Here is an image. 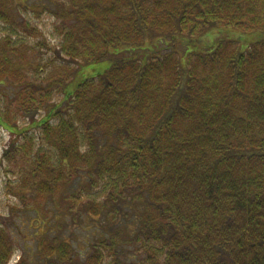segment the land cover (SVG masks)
Segmentation results:
<instances>
[{"label":"trees","instance_id":"1","mask_svg":"<svg viewBox=\"0 0 264 264\" xmlns=\"http://www.w3.org/2000/svg\"><path fill=\"white\" fill-rule=\"evenodd\" d=\"M60 9L55 56L110 65L49 109L66 80L29 82L21 48L9 34L0 43V81L20 87L14 113L37 130L3 128L14 197L26 199L36 230L44 210L53 223L16 264H77L69 242L45 237L76 208L107 220V239L82 264L107 259L101 251L111 264H264V0H66ZM223 27L257 39L198 50ZM15 243L0 223V264Z\"/></svg>","mask_w":264,"mask_h":264},{"label":"rangeland","instance_id":"2","mask_svg":"<svg viewBox=\"0 0 264 264\" xmlns=\"http://www.w3.org/2000/svg\"><path fill=\"white\" fill-rule=\"evenodd\" d=\"M65 2L66 0H10L9 2L0 0V11L6 18L9 16L11 19V21L7 20V22L0 21V43L4 40V37L7 36L6 34H9L12 36L9 47H14V49L21 48V51H23L26 56L27 63H24L20 69L24 72V76L27 77V80L29 82H35L37 80L43 81L46 80L49 75L55 79L66 80L67 86L66 84L64 85V88L66 86V91L57 92L59 94L56 93L53 96V99H51L52 103H50L48 107L49 109L54 105L58 107L63 106V102L66 99L63 96L64 93L66 96V93L70 94L74 92L77 85L86 79L93 78L101 72L106 71L110 65L108 60L88 64L84 61L73 62L67 59L61 60L55 56L54 51L62 52L60 44L61 35H59L62 28L58 25L62 22L57 19V16H59V11H61V4H65ZM44 8H46V10H44ZM17 23L19 25L23 24V30L19 28V25H15ZM256 39V34L245 35L234 29L223 27L214 30L210 36L203 38L201 44L197 45V48L205 52L212 43L215 44L221 40L233 41L239 45L240 48H245L256 41ZM18 60L19 59L14 61L12 68L18 65L16 64V61L19 62ZM29 62L33 67L28 66ZM61 62H65L67 67H60L61 65L59 64H61ZM39 69L45 71L38 73ZM19 88V86L16 87L7 82L0 81V113L3 114L4 117L9 118V121L15 122V126L17 127L13 129L8 127L10 125L4 123V121H0V223L3 222L7 225V228L12 232V236L16 242L15 252L9 264H16L21 253L26 248L30 249L36 245L39 238L38 235L43 232L45 227L49 228L47 225L53 224L51 222L52 219L44 210L42 219L44 229H40V231L39 229L36 230L38 225L30 224V217L32 216V211H28L30 206L26 205L27 209H25L26 207L23 205V203H26V199L22 202L17 197H14V195L20 193L18 187L19 181H17L15 177L17 173L16 169L12 166L13 164L4 157L6 147L11 140V135L3 128L6 127L17 133L26 130L30 131V128H35L34 124L16 116L14 113V101L20 93ZM45 113L42 112L37 115L36 120L45 116ZM30 134L37 137V130H31L30 133L28 132L29 136ZM21 140H23V138L19 140V144H21ZM15 184L16 186H14ZM87 189L88 191L86 189H81L80 191L83 193L88 192L91 194L89 196L97 198L93 188L90 189L87 187ZM11 190H14L15 193H10ZM99 201H102V199H99ZM88 202H92V199H82L83 204ZM63 206L65 207V205ZM63 206L62 208L65 209ZM77 212L78 208L74 210L73 216L68 214L69 217L66 220L61 218V221H63L61 222L62 229L57 230L54 226V233L51 235L48 233L45 237H48V239L59 238L69 242L73 246L77 256L76 263L82 264V261L85 260L89 252L90 246L94 245L99 238H101V240L102 238L107 239L104 233V228L107 227V220L105 216L101 214L99 216H93L89 213H85L83 208L80 212ZM35 215L34 213V216ZM123 222H128V220L121 219L117 224L119 225V223ZM122 225L121 228H123V232L132 229L127 223H123ZM126 236L125 234V239ZM127 243L128 242H124L125 250L131 257L136 256L137 252L135 251H137L138 247L134 248L133 244L127 246ZM104 252L105 251H101L104 258L107 259L99 264H111L110 255Z\"/></svg>","mask_w":264,"mask_h":264}]
</instances>
